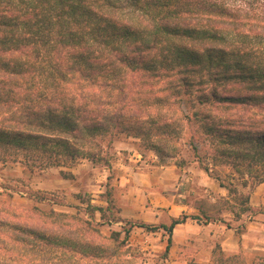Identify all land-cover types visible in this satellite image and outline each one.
<instances>
[{"label":"trees","instance_id":"1","mask_svg":"<svg viewBox=\"0 0 264 264\" xmlns=\"http://www.w3.org/2000/svg\"><path fill=\"white\" fill-rule=\"evenodd\" d=\"M160 104L178 106L180 124L154 112ZM185 122L194 125L193 157L226 190L235 217L259 212L234 181L264 182V0H0V160L110 169L121 135L159 152L154 140L175 130L178 141ZM221 163L234 171L228 181L209 167ZM113 193L107 183L105 206L88 202L89 214L117 212ZM199 212L129 222L161 228L168 253L176 225L212 220Z\"/></svg>","mask_w":264,"mask_h":264},{"label":"rangeland","instance_id":"2","mask_svg":"<svg viewBox=\"0 0 264 264\" xmlns=\"http://www.w3.org/2000/svg\"><path fill=\"white\" fill-rule=\"evenodd\" d=\"M154 112H161L174 127L180 124L176 105L160 104L154 107ZM192 128L194 125L185 122L178 141L175 130L172 139L157 137L154 141L159 152L146 149L138 138L121 135L110 151V169L85 159L72 166L33 169L19 161L0 160V262L219 264V258H224L232 264H264V252L252 253L243 248L224 251L221 240L211 237L210 228L215 225L234 229V234L238 233L235 228L243 227L241 233L248 238L243 246L253 245L257 239L255 232L264 226V204L254 207L259 211L256 214L246 212L240 218L235 217L236 207L227 199L226 190H220L218 181L200 168L189 149L187 139ZM156 167L158 177L154 175L153 183L145 185L143 169ZM209 167L225 181L227 174L234 172L223 163ZM65 172H71L74 178L64 177ZM234 182L241 192L248 193L249 199L253 197V185L242 187ZM107 183L113 189L117 212L105 210L103 217L98 212L92 217L87 204L105 206L101 194ZM37 191L47 194L48 199L36 200L32 195ZM200 208L212 218L209 222L212 225L187 219L184 225L173 229L168 253H165L167 234L161 228L146 229L129 222L168 224L172 216L182 213L201 216ZM26 228L35 233L25 231ZM125 230H128L126 237ZM113 231L120 232L118 239Z\"/></svg>","mask_w":264,"mask_h":264},{"label":"crops","instance_id":"3","mask_svg":"<svg viewBox=\"0 0 264 264\" xmlns=\"http://www.w3.org/2000/svg\"><path fill=\"white\" fill-rule=\"evenodd\" d=\"M141 174H142V180L143 182H145V185H151L153 183L152 179L154 175L158 177L159 168L158 167L144 168ZM175 176L178 177L179 175L175 173ZM150 179L151 182H149ZM213 188L215 189L216 186H214ZM219 188L220 190L222 189L221 186H219ZM252 195L253 197H250L249 199V203L252 207H256L261 204H264V182L259 183L256 186L253 185ZM172 217H176V216H172ZM186 222L187 220L182 224L176 225L174 228L176 229V227H180L184 225ZM209 224L212 225L211 223ZM252 227L253 226H251V229ZM210 230H212L211 237L221 240L220 246L224 251L235 252L239 248H243L244 250H250L252 253H259L261 251L264 252V226L261 227L258 232H255L257 239L255 240V243L251 246H247V245L243 246L244 243H248L247 235L242 233L241 235H237L239 234L237 232H236L237 234H234L235 233L234 229L233 230L225 229L223 226L215 225L212 226Z\"/></svg>","mask_w":264,"mask_h":264}]
</instances>
